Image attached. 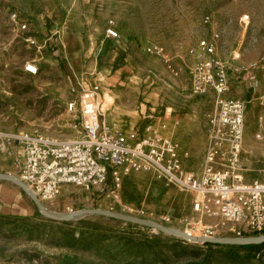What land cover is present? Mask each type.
I'll return each mask as SVG.
<instances>
[{"label":"rangeland","instance_id":"374dc122","mask_svg":"<svg viewBox=\"0 0 264 264\" xmlns=\"http://www.w3.org/2000/svg\"><path fill=\"white\" fill-rule=\"evenodd\" d=\"M14 11L26 29L12 21ZM110 20L118 37L108 35ZM202 38L215 43L232 79L230 94L246 102L239 173L247 182L264 181V172L249 165L255 154L264 160V0H0V146L2 156L13 154L12 174L23 159L14 137L36 129L75 137L70 124L79 116L68 105L94 85L109 128L165 124L186 164L201 171L216 110L212 90H192L201 54L190 50ZM28 62L37 74L26 71ZM111 181L88 190L67 186L44 204L62 213L114 210L193 234L201 233L191 230L198 222L214 226L217 236H235L221 219L194 210L190 190L155 170L131 172L115 191ZM1 214L21 219L0 222V264H188L207 252L201 242L103 215L47 218L10 181L0 180ZM179 242L185 247L174 246ZM262 251H244L251 255L245 263L211 264H261Z\"/></svg>","mask_w":264,"mask_h":264},{"label":"built area","instance_id":"2783aa9c","mask_svg":"<svg viewBox=\"0 0 264 264\" xmlns=\"http://www.w3.org/2000/svg\"><path fill=\"white\" fill-rule=\"evenodd\" d=\"M11 19L23 29L28 26L17 11ZM106 30L110 36H119L113 20ZM190 53L201 54L193 67L194 94L212 90L216 103L209 123L210 145L201 171L186 164L188 157L182 158L180 144L166 132L165 124H148L143 130L109 128L103 119L100 86L94 85L68 105L69 112L79 116L70 124L77 133L75 137L52 136L38 129L14 137L23 144L18 177L44 203L59 197L70 185L87 190L100 188L111 178L115 191L131 172L155 170L175 186L190 190L194 210L221 219L227 226L225 231L235 236L263 234L264 181L247 182L239 173L246 102L230 94V74L214 42L202 38ZM25 69L31 74L39 71L33 62H28ZM198 224L191 223V230H200L197 235L217 236L214 226Z\"/></svg>","mask_w":264,"mask_h":264},{"label":"water","instance_id":"95a60500","mask_svg":"<svg viewBox=\"0 0 264 264\" xmlns=\"http://www.w3.org/2000/svg\"><path fill=\"white\" fill-rule=\"evenodd\" d=\"M0 180L10 181L19 185L26 194L34 202L35 206L39 212L47 218L59 221H70L75 217L95 214L111 217L121 221H126L141 226L152 227L163 233L174 235L183 239L193 240L201 243H212V244H229V245H249V244H263L264 243V233L252 236H199L193 235L185 230H179L165 225L159 221L151 220L148 218H143L135 216L132 214L122 213L114 210H108L103 208H83L67 213L55 212L48 209L45 204L39 199V197L30 189L28 184L21 180L18 176L12 173L0 172Z\"/></svg>","mask_w":264,"mask_h":264},{"label":"trees","instance_id":"16d2710c","mask_svg":"<svg viewBox=\"0 0 264 264\" xmlns=\"http://www.w3.org/2000/svg\"><path fill=\"white\" fill-rule=\"evenodd\" d=\"M15 218L21 219V216L18 215H0V222L4 223L5 218ZM207 247V252L203 260L201 261H192L188 264H211L213 261L225 260L232 263H245L248 262L251 258L250 254H244V251L249 250L250 252H255L263 250L259 256L261 264H264V243L263 244H249V245H229V244H212V243H202ZM174 246H182L181 242L176 243Z\"/></svg>","mask_w":264,"mask_h":264},{"label":"crops","instance_id":"0c3cea01","mask_svg":"<svg viewBox=\"0 0 264 264\" xmlns=\"http://www.w3.org/2000/svg\"><path fill=\"white\" fill-rule=\"evenodd\" d=\"M230 81H231V84H232L231 76H230ZM233 82H234V80H233ZM232 87H233V84H232ZM18 145L21 146V144H18ZM2 154L5 155L6 151H5L4 148H2L0 146V172L13 173V169H14V166H13V163H14L13 154L10 153L11 156H9V155L8 156H2ZM17 157L20 158V159L23 158V153L21 154L20 151H18ZM249 165L252 167L250 169H253L254 171H258L260 174L262 172H264V160H261V158H259V156H257V154H255V156L252 157L251 162H250ZM5 166H7L8 168H5ZM195 170L198 171L197 168H195ZM126 176H128V175H126ZM125 177H124V180H125Z\"/></svg>","mask_w":264,"mask_h":264},{"label":"bare ground","instance_id":"6f19581e","mask_svg":"<svg viewBox=\"0 0 264 264\" xmlns=\"http://www.w3.org/2000/svg\"><path fill=\"white\" fill-rule=\"evenodd\" d=\"M195 235H197V234H195Z\"/></svg>","mask_w":264,"mask_h":264}]
</instances>
